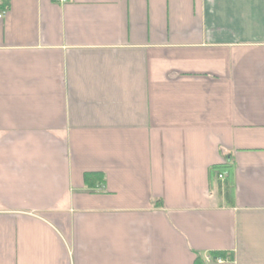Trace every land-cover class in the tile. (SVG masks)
<instances>
[{
	"label": "crops",
	"instance_id": "0c3cea01",
	"mask_svg": "<svg viewBox=\"0 0 264 264\" xmlns=\"http://www.w3.org/2000/svg\"><path fill=\"white\" fill-rule=\"evenodd\" d=\"M0 264H264V0H8Z\"/></svg>",
	"mask_w": 264,
	"mask_h": 264
},
{
	"label": "trees",
	"instance_id": "16d2710c",
	"mask_svg": "<svg viewBox=\"0 0 264 264\" xmlns=\"http://www.w3.org/2000/svg\"><path fill=\"white\" fill-rule=\"evenodd\" d=\"M8 6V0H0V10H6ZM226 171L225 166H213L210 169V174H221ZM91 175H86V179L89 178ZM96 180L100 181L101 178L99 176L96 177ZM222 256V255H221Z\"/></svg>",
	"mask_w": 264,
	"mask_h": 264
},
{
	"label": "built area",
	"instance_id": "2783aa9c",
	"mask_svg": "<svg viewBox=\"0 0 264 264\" xmlns=\"http://www.w3.org/2000/svg\"><path fill=\"white\" fill-rule=\"evenodd\" d=\"M55 1H56V3H58V4H64V3L66 2V0H55ZM3 16H4V11H0V19H1ZM225 178H226V173H225V172H223V173L217 175V179H218L219 181H224ZM204 261H205L206 263H209V262H210V257L206 256L205 259H204ZM216 262H217V263H222V262H224V260L221 259V258H217V259H216Z\"/></svg>",
	"mask_w": 264,
	"mask_h": 264
}]
</instances>
